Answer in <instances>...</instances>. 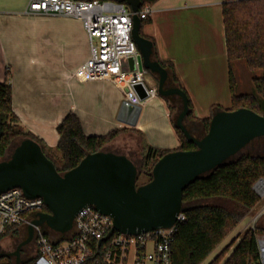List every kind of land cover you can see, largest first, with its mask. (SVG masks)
Listing matches in <instances>:
<instances>
[{
    "label": "crops",
    "instance_id": "0c3cea01",
    "mask_svg": "<svg viewBox=\"0 0 264 264\" xmlns=\"http://www.w3.org/2000/svg\"><path fill=\"white\" fill-rule=\"evenodd\" d=\"M29 1L0 0V81L10 82L13 111L25 128L55 148L60 138L57 125L72 112L88 136L125 129L111 142L122 150L107 151L132 158L128 151L133 144L139 156L145 147L179 149L181 139L165 97L152 99L141 108L134 125L127 123L131 115L124 109L123 91L111 79L72 76L89 56L82 23L57 14L27 13ZM223 2L157 0L141 24L142 32L154 41L159 59L173 63L197 119L211 116L215 105L231 109L233 104ZM242 60L232 62L236 93L248 94L252 92L239 90L240 77L252 82L262 70L252 71ZM146 80L158 87L155 74L149 72ZM185 125L193 135H204L203 126L194 119H185Z\"/></svg>",
    "mask_w": 264,
    "mask_h": 264
},
{
    "label": "water",
    "instance_id": "95a60500",
    "mask_svg": "<svg viewBox=\"0 0 264 264\" xmlns=\"http://www.w3.org/2000/svg\"><path fill=\"white\" fill-rule=\"evenodd\" d=\"M124 1L133 11L132 37L140 51V67L157 76L161 96L182 99L175 125L196 147L167 152L153 165L151 179L138 185L139 168L125 154L107 150L88 153L75 167L60 173L36 140L22 139L8 158L0 160V193L19 187L29 198H43L48 211L37 213L26 226L27 237L14 253H0L15 254L16 264H21V247L33 240L34 225L66 233L73 226L75 214L86 205L112 216L114 228L124 233L172 226L186 209L182 194L190 182L238 154L253 139L264 137V115L247 107L218 110L207 132L202 137L193 135L185 125L189 113L187 93L181 87L167 85L168 70L153 59L152 40L140 34L138 10L142 0ZM130 62L133 67V59ZM135 89L141 98L147 96L142 84H136ZM124 109L131 115L126 122L134 125L141 108L124 103ZM1 124L0 114V138ZM262 242L260 239L263 264Z\"/></svg>",
    "mask_w": 264,
    "mask_h": 264
},
{
    "label": "trees",
    "instance_id": "16d2710c",
    "mask_svg": "<svg viewBox=\"0 0 264 264\" xmlns=\"http://www.w3.org/2000/svg\"><path fill=\"white\" fill-rule=\"evenodd\" d=\"M118 1L125 2L124 0ZM155 1L157 0H142L140 9L144 4ZM222 10L233 103L231 109L247 107L264 115V0H224ZM147 19L141 20L144 22ZM140 34L150 39L142 32L141 27ZM152 42L153 59L158 60L168 70L167 85L178 86L185 91L176 75L173 63L159 59L155 43ZM237 59H244L252 71L262 70L261 76L252 79L255 86L254 93H236L237 81L232 62ZM165 98L170 108L172 120L176 123V117L182 109V99L179 96ZM188 102L189 113L186 119H194L199 122L203 126L205 134L209 128L212 115L221 110V107L215 105L211 116L197 119L192 116L190 99ZM0 114L2 120L0 160L10 156L7 154L9 151L12 152L11 146L17 139L32 138L41 145L45 155L53 161L60 173L75 167L88 153L104 150L106 145L112 142L122 131H125V129H113L105 135L88 136L84 133L80 118L75 113L69 112L57 125V131L60 135L54 149L59 154V158H57L42 139L22 127H14L9 122V120H16L17 116L12 108V86L8 80L0 81ZM175 127L181 139L179 149L195 148L196 145L189 141L176 125ZM187 128L191 131L189 127ZM167 152L169 151L153 147L143 148L140 151L139 176L144 171L149 177L147 180L149 181L152 176L153 165ZM134 163L136 164V162ZM262 176H264V155L241 153L190 182L182 194L183 205L186 207L183 211L185 219L178 222L177 225V232L172 245V264H202L228 233L252 212L260 200L253 186ZM220 199L234 202L238 205L239 208L236 207L238 210H231L214 202ZM44 210L48 211V208L45 206ZM259 218L253 227L246 228L223 264H260L258 235H264V215ZM21 229H23L21 226H12L0 235V240L7 233L13 232V234L18 235ZM45 229L49 233L59 235V232L51 230L46 225ZM60 236L63 235L60 234ZM227 250V248L223 249L209 264H218L223 253ZM31 260L32 257H29L23 260L21 264H29ZM0 264L15 263L9 260L0 262ZM86 264H93V259L89 258Z\"/></svg>",
    "mask_w": 264,
    "mask_h": 264
},
{
    "label": "built area",
    "instance_id": "2783aa9c",
    "mask_svg": "<svg viewBox=\"0 0 264 264\" xmlns=\"http://www.w3.org/2000/svg\"><path fill=\"white\" fill-rule=\"evenodd\" d=\"M153 10L146 3L138 10L147 19ZM27 13L62 15L78 19L88 37L89 56L72 73L88 80L111 79L123 91L125 103L144 107L158 97V87L147 83L149 71L140 67V51L132 37L133 11L118 0H30ZM130 59H133V67ZM142 84L146 97L135 89ZM254 190L264 196V177L254 183ZM41 197L29 198L19 187L0 193V235L12 226L26 228L37 213L43 212ZM46 212V211H45ZM264 215V205L255 215ZM141 233H124L114 228L113 218L86 205L75 214L72 228L59 235L49 233L45 225H34L35 253L29 264H172V245L178 222ZM255 224V223H254ZM254 224L251 226L253 227ZM63 235V236H60Z\"/></svg>",
    "mask_w": 264,
    "mask_h": 264
},
{
    "label": "rangeland",
    "instance_id": "374dc122",
    "mask_svg": "<svg viewBox=\"0 0 264 264\" xmlns=\"http://www.w3.org/2000/svg\"><path fill=\"white\" fill-rule=\"evenodd\" d=\"M242 61L246 63L245 60H242ZM240 78H241L240 79L241 87L239 90L243 92H253L254 93L255 92L254 84L250 80H247V79L244 80L242 77ZM12 108H13V105H12ZM9 122H11V125H13L16 128L22 127L24 130L30 131L20 123L18 118L16 120L15 119L11 121L9 120ZM123 137H126L125 139H128L126 135ZM20 140L21 139L19 140L17 139L16 142H14L13 145L11 146V149H13L20 142ZM132 142L134 143V141ZM104 148H105L104 150H109L111 148L116 149V150H122V147L119 145H116V143L108 144ZM50 149L52 153L54 154V156L59 158L58 156L59 154L56 153V151L54 150L55 148L50 147ZM131 149H132L131 151L127 150L128 153L132 156L134 162H136V165L140 166L141 158L139 156L138 147H136V145L133 144ZM241 153H251V154L254 153V154L264 155V137H258V138L253 139L244 148H242V150L238 152V154L236 155H239ZM10 154H11V151L8 152L7 156H9ZM148 178L149 177L146 175V172L143 171L138 178L137 184L138 185L142 184L143 182L147 181ZM259 197H260V200L254 207L252 212H250L235 228H233L228 233V235L224 238V240L214 249V251L206 258V260L202 264H209L221 251H223V249L227 248L228 249L227 252L223 253V256L220 258L218 264H223L225 262V260L230 256L232 250L234 249V247L240 240V237L242 236V234H244V231L246 230V228L251 227L254 223L257 222L258 219L255 220L254 217L260 211L262 205H264V196L259 195ZM214 202L219 203L222 206L228 209H231V210H235L236 207L239 208L237 204H235L234 202L230 200L220 199ZM259 220H262V219L259 218ZM258 223H260V221H258ZM263 236L264 235H258V239L259 240L262 239ZM26 237H27V232H26V229L24 228L20 230L18 235L13 234V232L7 233L0 240V253H14L17 250L19 243L23 241ZM20 251H21L20 257H21V263H22L23 260L34 255L35 247L34 245H30L29 247H25L21 249ZM16 259H17V256L15 254H11L9 256H0V262H7L9 260H12L16 264ZM259 263L262 264L261 258L259 260ZM255 264H258V263H255Z\"/></svg>",
    "mask_w": 264,
    "mask_h": 264
},
{
    "label": "flooded vegetation",
    "instance_id": "af4514ba",
    "mask_svg": "<svg viewBox=\"0 0 264 264\" xmlns=\"http://www.w3.org/2000/svg\"><path fill=\"white\" fill-rule=\"evenodd\" d=\"M30 245H34L33 240H32L30 243L23 245V246L21 247V249H23V248H25V247H29ZM34 247H35V246H34ZM32 256H33V255H32ZM32 256H31V257H32Z\"/></svg>",
    "mask_w": 264,
    "mask_h": 264
},
{
    "label": "bare ground",
    "instance_id": "6f19581e",
    "mask_svg": "<svg viewBox=\"0 0 264 264\" xmlns=\"http://www.w3.org/2000/svg\"><path fill=\"white\" fill-rule=\"evenodd\" d=\"M263 239V242H262V247H263V251H262V260H263V264H264V238Z\"/></svg>",
    "mask_w": 264,
    "mask_h": 264
}]
</instances>
